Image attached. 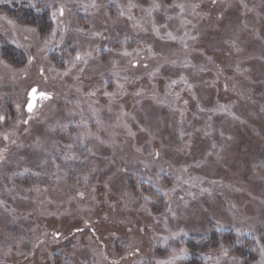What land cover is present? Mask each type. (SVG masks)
Returning a JSON list of instances; mask_svg holds the SVG:
<instances>
[{
  "label": "rangeland",
  "instance_id": "rangeland-1",
  "mask_svg": "<svg viewBox=\"0 0 264 264\" xmlns=\"http://www.w3.org/2000/svg\"><path fill=\"white\" fill-rule=\"evenodd\" d=\"M0 117V264H264V0H0Z\"/></svg>",
  "mask_w": 264,
  "mask_h": 264
},
{
  "label": "water",
  "instance_id": "water-1",
  "mask_svg": "<svg viewBox=\"0 0 264 264\" xmlns=\"http://www.w3.org/2000/svg\"><path fill=\"white\" fill-rule=\"evenodd\" d=\"M35 90V91H33ZM44 94L42 91H37V88L34 86L28 91V100L26 103V108L29 110V107L33 108L37 102V99Z\"/></svg>",
  "mask_w": 264,
  "mask_h": 264
},
{
  "label": "trees",
  "instance_id": "trees-1",
  "mask_svg": "<svg viewBox=\"0 0 264 264\" xmlns=\"http://www.w3.org/2000/svg\"><path fill=\"white\" fill-rule=\"evenodd\" d=\"M208 242H210V237H208L207 238V243ZM207 243H205V244H207ZM204 244V245H205ZM194 250H196V251H193V255H195V252H197V250H199L200 248H198V249H195V248H193ZM189 261H190V263H192V261H194L195 260V257H192L191 259H188ZM188 262V261H187Z\"/></svg>",
  "mask_w": 264,
  "mask_h": 264
},
{
  "label": "snow or ice",
  "instance_id": "snow-or-ice-1",
  "mask_svg": "<svg viewBox=\"0 0 264 264\" xmlns=\"http://www.w3.org/2000/svg\"><path fill=\"white\" fill-rule=\"evenodd\" d=\"M60 12H61V15H62L63 14V9L62 8L60 9ZM53 16H55V13H53ZM125 54L127 55V53H125ZM77 59H79V57H77ZM29 62H31V60ZM33 91H35V90H33ZM42 95H44V98H47V96L45 94H42ZM31 110H32V108L30 106L29 107V111H31ZM0 119H2V117H0ZM5 138H7V137H5Z\"/></svg>",
  "mask_w": 264,
  "mask_h": 264
},
{
  "label": "flooded vegetation",
  "instance_id": "flooded-vegetation-1",
  "mask_svg": "<svg viewBox=\"0 0 264 264\" xmlns=\"http://www.w3.org/2000/svg\"><path fill=\"white\" fill-rule=\"evenodd\" d=\"M45 95L47 96V94L45 93ZM43 96V95H42Z\"/></svg>",
  "mask_w": 264,
  "mask_h": 264
}]
</instances>
